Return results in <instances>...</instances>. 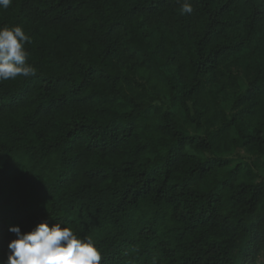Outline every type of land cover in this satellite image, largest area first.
Listing matches in <instances>:
<instances>
[{
    "label": "trees",
    "instance_id": "16d2710c",
    "mask_svg": "<svg viewBox=\"0 0 264 264\" xmlns=\"http://www.w3.org/2000/svg\"><path fill=\"white\" fill-rule=\"evenodd\" d=\"M190 2L0 8L37 69L0 82V259L47 221L101 264H264V0Z\"/></svg>",
    "mask_w": 264,
    "mask_h": 264
},
{
    "label": "clouds",
    "instance_id": "9594fccd",
    "mask_svg": "<svg viewBox=\"0 0 264 264\" xmlns=\"http://www.w3.org/2000/svg\"><path fill=\"white\" fill-rule=\"evenodd\" d=\"M180 14H192L190 0H178ZM12 0H0V8L7 9ZM31 37L21 26L0 28V82L17 77L32 78L37 69L28 64L29 53L25 44ZM15 239L8 244L6 259L0 264H101L102 253L91 237L79 239L61 223L49 226L47 221L39 223L32 231L22 232L19 225L9 227Z\"/></svg>",
    "mask_w": 264,
    "mask_h": 264
},
{
    "label": "rangeland",
    "instance_id": "374dc122",
    "mask_svg": "<svg viewBox=\"0 0 264 264\" xmlns=\"http://www.w3.org/2000/svg\"><path fill=\"white\" fill-rule=\"evenodd\" d=\"M242 154L247 158V155L244 152H242ZM258 172L260 175H262L264 177V156H262L260 158V164L258 166Z\"/></svg>",
    "mask_w": 264,
    "mask_h": 264
}]
</instances>
